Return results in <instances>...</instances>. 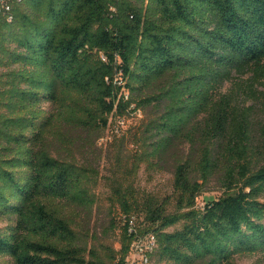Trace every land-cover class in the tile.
<instances>
[{"label": "trees", "instance_id": "16d2710c", "mask_svg": "<svg viewBox=\"0 0 264 264\" xmlns=\"http://www.w3.org/2000/svg\"><path fill=\"white\" fill-rule=\"evenodd\" d=\"M15 11L13 22L0 19V256L126 264L127 225L121 253L103 254L79 243L57 202L88 201L75 151L93 147L111 117L148 109L136 162L172 168L179 211L129 188L117 200L125 215L144 213L155 261L264 254V153L255 165L251 108L241 119L231 101L214 100L233 72H252L254 96L264 81V0H29ZM45 101L56 109L48 117ZM215 175L236 190L196 208Z\"/></svg>", "mask_w": 264, "mask_h": 264}, {"label": "rangeland", "instance_id": "374dc122", "mask_svg": "<svg viewBox=\"0 0 264 264\" xmlns=\"http://www.w3.org/2000/svg\"><path fill=\"white\" fill-rule=\"evenodd\" d=\"M252 72H233L230 79L217 87L214 100L231 101L230 108L235 116L242 119V113L251 108V147L257 151L252 160L257 165L261 163L260 153H264V105L260 92L264 90V81L256 82L253 86ZM43 117H48L56 111L55 106L48 101L41 104ZM230 110V109H229ZM152 115L145 110H138L131 116L125 117V124L118 123V117H111L110 124L93 135V147L78 148L72 160L82 170V187L88 195L85 204L74 201H58L59 210L70 223L71 228L78 236L79 243L88 248H96L103 254L108 250L121 253L122 232L125 221L119 219L122 209L117 200V189L123 192L129 188L141 200L151 197L160 204L165 203L167 214H176L179 211L173 191V172L169 165L152 167L148 162L137 163L140 155L136 147V137L147 124ZM203 116L199 117L202 120ZM185 152L189 146H185ZM259 152V153H258ZM64 156V160H69ZM236 187L228 189L220 175H215L204 186L202 193L197 197L196 208L202 209L201 204L208 200L217 199L227 191H235ZM137 229L143 232L146 221L142 211L136 212ZM5 223L0 222V227ZM180 228V225L169 227L168 231ZM143 234V233H142ZM130 242V249L126 254V264H132L134 236ZM0 264H14L9 256H0ZM158 264V263H156ZM202 264V263H194ZM231 264H264V254L257 253L248 256H236Z\"/></svg>", "mask_w": 264, "mask_h": 264}, {"label": "built area", "instance_id": "2783aa9c", "mask_svg": "<svg viewBox=\"0 0 264 264\" xmlns=\"http://www.w3.org/2000/svg\"><path fill=\"white\" fill-rule=\"evenodd\" d=\"M29 0H0V19L6 22H13L15 19V9L17 6ZM120 125L125 124V117H118ZM204 208V204H201ZM119 219L125 221L128 226L129 235H133L135 244L133 245L132 264H156L153 254L155 253L158 243L154 234H141L137 229V219L135 214H120ZM124 225V226H125Z\"/></svg>", "mask_w": 264, "mask_h": 264}]
</instances>
